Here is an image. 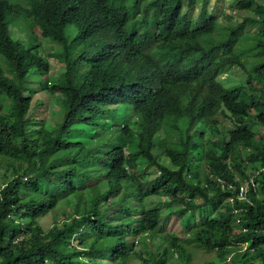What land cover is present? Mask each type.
Listing matches in <instances>:
<instances>
[{
	"label": "trees",
	"instance_id": "obj_1",
	"mask_svg": "<svg viewBox=\"0 0 264 264\" xmlns=\"http://www.w3.org/2000/svg\"><path fill=\"white\" fill-rule=\"evenodd\" d=\"M196 2L0 0V264H195V243L264 264V1L233 4L234 26ZM229 65L246 81L225 87ZM153 196L186 235L155 250Z\"/></svg>",
	"mask_w": 264,
	"mask_h": 264
},
{
	"label": "rangeland",
	"instance_id": "obj_2",
	"mask_svg": "<svg viewBox=\"0 0 264 264\" xmlns=\"http://www.w3.org/2000/svg\"><path fill=\"white\" fill-rule=\"evenodd\" d=\"M239 0H197V5L195 6V11L194 14L196 15L198 11H200L203 7L206 8L208 12L214 13L218 17V22L221 26L224 25H232L234 26L237 24L238 21H241V17L237 13L233 12V7L232 5L237 3ZM264 1V0H260ZM230 15H233L234 19H230ZM46 46H49L50 43L45 41ZM52 47L50 46V49L46 48V52L52 53L53 51L51 50ZM52 64L57 67L58 63L55 62L54 57L51 56ZM57 69V68H56ZM55 69V70H56ZM60 70H56L55 72L52 73V77L55 79L57 75H59ZM86 74V69L83 67H78L74 68L71 71V78L74 80L76 83H80L81 79ZM53 79V80H54ZM247 79V73L244 72L242 69H240L237 66L234 65H229L226 66L223 70L221 75L219 76V80L225 87H233L235 84H238L240 82H244ZM0 96L4 97V94L0 92ZM38 98H43L45 101V105L40 107V109L37 111L36 115L45 118L47 115H50L55 109H57V106L52 102L50 97L44 93V92H38L35 97L34 101H36ZM111 118V116H109ZM220 121H222V125L225 128H232L233 124L232 121L229 119H224L222 117H218ZM250 129L257 133L259 136H264V125L256 122L253 124H250ZM59 154H55L57 156ZM60 167V166H59ZM5 172V168H2L0 171V187L3 184L4 179L2 178V174ZM167 197H164V199ZM163 199V201H164ZM75 200H77L75 198ZM162 200H158L157 197H148L145 201V204L147 207H152V206H159L161 207L164 215V219L162 222L161 227L158 229V232L156 233L154 238H150L146 240L145 244L150 246L152 250H155L158 245H162L161 243V238L159 237L160 235H165V234H176L180 238H183L186 236L183 232L185 231V223L182 222V219L176 215H168V212L170 211L168 209V202H163ZM68 208V207H67ZM173 210V208L171 209ZM209 214L213 211L212 207L207 208L206 210ZM64 214L62 212V208L60 207L59 209L55 210L54 212L41 217L39 219L40 223L44 227V229H48L54 224V221L56 220H61L63 219ZM202 218L200 216H197L196 222L201 221ZM182 232V233H181ZM145 244H137L136 246V251H141L144 249ZM196 248V255L194 262L195 264H206L207 261L213 260L214 264H228L229 262V257L225 255V252H221L217 256L215 255L214 252H208L205 250H202L203 248L198 244L195 243ZM128 264H148V262H143L141 258L135 256L132 254L130 256V259L128 261ZM168 264H181L175 259H172L169 261Z\"/></svg>",
	"mask_w": 264,
	"mask_h": 264
},
{
	"label": "built area",
	"instance_id": "obj_3",
	"mask_svg": "<svg viewBox=\"0 0 264 264\" xmlns=\"http://www.w3.org/2000/svg\"><path fill=\"white\" fill-rule=\"evenodd\" d=\"M231 187V186H230ZM239 197L242 199L246 198V187L242 186L239 191ZM249 201V200H248Z\"/></svg>",
	"mask_w": 264,
	"mask_h": 264
}]
</instances>
